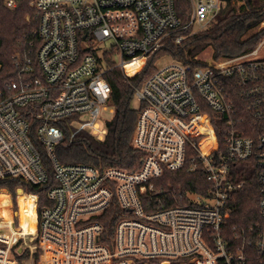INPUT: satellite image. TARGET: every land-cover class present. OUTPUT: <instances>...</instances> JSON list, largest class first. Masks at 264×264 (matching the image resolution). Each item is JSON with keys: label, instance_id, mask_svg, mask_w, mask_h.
<instances>
[{"label": "built area", "instance_id": "obj_1", "mask_svg": "<svg viewBox=\"0 0 264 264\" xmlns=\"http://www.w3.org/2000/svg\"><path fill=\"white\" fill-rule=\"evenodd\" d=\"M188 1L189 17L182 22L174 0H33L35 66L30 58L16 61L20 74L0 95V179L43 185L51 169L54 183L46 193L49 204L38 211V196L16 188V201L20 190L35 203L32 246L16 235L12 196L0 189L12 211V220L0 218V264H244L250 249L264 257V132L256 139L245 135L234 98L239 89L251 115L264 119V56L258 53L264 39L248 52L212 58L194 69L175 59L155 68L133 95L138 113L132 145L144 153L137 168H98L55 156L56 146L70 143L78 131L96 139L105 134L102 112L113 113L105 54L132 77L164 41L180 43L215 19L224 4ZM3 3L13 9L17 0ZM139 58L141 67L129 75L125 65ZM209 111L226 117L222 148ZM187 151L189 170L199 169L208 187L152 205L151 198L161 194L157 180L183 167ZM249 159L259 186L260 220L233 226L228 238L223 223L233 207L231 196L245 183L235 179L233 166ZM113 200L120 214L107 244L96 217ZM25 250L19 262L16 255Z\"/></svg>", "mask_w": 264, "mask_h": 264}, {"label": "trees", "instance_id": "obj_2", "mask_svg": "<svg viewBox=\"0 0 264 264\" xmlns=\"http://www.w3.org/2000/svg\"><path fill=\"white\" fill-rule=\"evenodd\" d=\"M219 13L205 28L190 33L180 43L166 40L155 51L151 52L143 69L132 77H125L120 69L114 67V60L105 56L106 65L104 77L110 85V104L113 113L105 122V134L102 139H96L88 131H78L68 144L62 142L56 146V158L65 163H83L98 168L113 166L126 170H133L140 164L144 153L132 145V133L134 130L138 110L132 105L134 91L155 70L156 59L164 54L189 65L191 69L205 64L195 57L206 48L212 50L213 58L232 57L248 52L260 43L264 30H257L258 23L264 16V0H224ZM236 2L241 4L236 5ZM29 0H17L13 9L7 8L3 0H0V92L5 93L6 84L11 79H16L20 74V63L30 58L33 65L34 57L39 46V39L35 33L37 19L32 16L30 22L25 21V14L33 9L29 6ZM175 10L182 22L189 17V1L174 0ZM190 29L186 30L189 32ZM142 61L133 62L127 67L128 73H134L139 69ZM36 75L39 72L36 70ZM237 119L242 118L239 127L245 135L256 139L264 132V119H257L251 115L247 108V100L241 97L239 89L234 94ZM213 121L219 148L224 143L223 123L225 115L209 111ZM31 136L34 139L33 133ZM187 151L186 162L176 171H166L159 177L156 188L161 189V194L151 198L152 205L173 203L171 195L180 196L187 191L203 193L209 185L205 175L199 169L189 170V157ZM235 179L245 180L244 185L231 196L233 204L229 216L223 223V228L231 235V228H246L260 220L258 200L259 186L255 176V166L251 159L237 162L233 166ZM54 183L51 169H48V180L43 185H35L23 182L15 178L0 179V189H6L14 197L16 188H22L26 193L38 196L37 211L49 204L46 193ZM19 203V228L16 235L34 233V205L31 196L20 195ZM16 209V206H15ZM14 209V210H15ZM120 214L116 201L96 218L103 224L102 240L110 244L113 235L115 221ZM2 215V214H0ZM29 220L33 223H28ZM28 250L16 255L21 262L27 257ZM247 259L244 264H264V257H258L251 249L247 251ZM37 259V253H34Z\"/></svg>", "mask_w": 264, "mask_h": 264}, {"label": "rangeland", "instance_id": "obj_3", "mask_svg": "<svg viewBox=\"0 0 264 264\" xmlns=\"http://www.w3.org/2000/svg\"><path fill=\"white\" fill-rule=\"evenodd\" d=\"M32 2H33V0H29V6L31 7V4H32ZM239 4H241V2H236V5H239ZM223 5H225V2H224V4ZM32 8V7H31ZM32 20V11H29V12H27L26 14H25V21H27V22H30ZM203 28H205V27H203ZM203 28H201V29H203ZM200 29V30H201ZM197 31H199V30H197ZM264 39V37L262 36V38H261V40H260V42L262 41ZM260 44V43H259ZM259 44L257 45V46H259ZM256 46V47H257ZM259 55H261V56H264V44L259 48ZM107 54H105V56H106ZM196 59H199V60H201V61H203V62H206V61H209V60H211L213 57H212V50L210 49V48H206L205 50H203V51H201L196 57H195ZM174 58H172L171 56H169V55H167V54H164V55H161V56H159L157 59H156V61H155V64H154V69L156 68V67H160V66H162V65H165V64H167V63H169V62H171L172 60H173ZM176 60V59H175ZM122 72V71H121ZM1 93L2 92H0V95H1ZM132 105L134 106V107H136V105H137V102L136 101H132ZM103 114H104V117H110L111 115L108 113V111H106V112H102ZM76 125H78V123H76ZM4 190H6V189H4ZM11 194V193H10ZM20 195H26V196H31V195H27V194H25V193H22V191H18V196H17V201H16V193H15V197L11 194V196H12V204H13V208L15 209V206H16V209H15V211H16V215H17V219H18V223L20 222L19 221V215H18V212H19V203H18V197L20 196ZM32 197V196H31ZM32 201H33V205H34V214H35V219H34V223H33V221H31V220H29V224L30 223H33L34 224V232H35V229H36V218H37V216H36V211H35V203H34V200H33V197H32ZM9 200L7 199V196H6V194L4 193V192H2V191H0V214H2V215H0L1 217H8L10 220H12V211H11V209L9 208ZM19 226H20V224H19ZM28 235H31V234H27V235H25L24 236V241H25V243H28L30 246H32L33 244H34V242H33V240H31V236H28ZM34 257V256H33ZM26 258V257H25ZM25 258H23V259H25ZM35 258V257H34ZM31 261V263H32V260H29V262ZM33 264V263H32Z\"/></svg>", "mask_w": 264, "mask_h": 264}, {"label": "bare ground", "instance_id": "obj_4", "mask_svg": "<svg viewBox=\"0 0 264 264\" xmlns=\"http://www.w3.org/2000/svg\"><path fill=\"white\" fill-rule=\"evenodd\" d=\"M138 60H141L142 63H143V58L136 59V60L132 61L131 63H128V64L125 65V69H126V71H127V67H128L129 65H131L133 62L138 61ZM137 71H138V69H136V71H134V73L137 72ZM127 73H128V72H127ZM134 73H131V74L128 73V74H129V75H133ZM0 218H1L2 220H4V221H8V220H10L8 217L6 218V217H4V216H3V217L0 216Z\"/></svg>", "mask_w": 264, "mask_h": 264}]
</instances>
